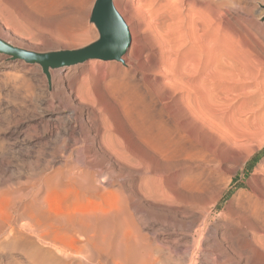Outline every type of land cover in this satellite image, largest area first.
<instances>
[{"label":"rangeland","instance_id":"374dc122","mask_svg":"<svg viewBox=\"0 0 264 264\" xmlns=\"http://www.w3.org/2000/svg\"><path fill=\"white\" fill-rule=\"evenodd\" d=\"M174 1H115L143 54L135 60L130 50L127 65L90 60L51 69L49 79L39 64L0 53V217L33 201L52 214L117 204L128 220L111 214L113 244L134 231L153 264H264V201L247 212L235 199L264 169V0H218L221 25L191 0ZM94 3L0 0V38L36 52L85 47L99 39ZM172 14L177 26L186 23L181 32L160 23ZM241 41L263 52L241 51ZM83 181L96 189H82ZM4 238L0 264L35 263ZM102 254L91 263L112 262Z\"/></svg>","mask_w":264,"mask_h":264},{"label":"bare ground","instance_id":"6f19581e","mask_svg":"<svg viewBox=\"0 0 264 264\" xmlns=\"http://www.w3.org/2000/svg\"><path fill=\"white\" fill-rule=\"evenodd\" d=\"M117 1V0H116ZM176 1V0H175ZM174 1V3H176ZM178 1H180V0H178ZM192 1V3H191V5H193V7H198V9L201 11V12H204V14H210V16L212 17V19H213V23H214V25H215V23L217 24V25H219L220 24V21H219V19L222 17V16H220V14H221V10H220V6H221V2H219L218 0H191ZM181 2V1H180ZM184 2V1H183ZM188 2V1H187ZM228 2V1H227ZM128 3V2H127ZM190 3V2H189ZM130 4V3H129ZM129 4H127V5H129ZM115 5H116V2H115ZM177 5H179V4H177ZM190 5V4H189ZM223 5V4H222ZM175 6V5H174ZM117 7V6H116ZM128 7H130V6H128ZM178 7V6H177ZM118 9V8H117ZM120 12V11H119ZM181 12V11H180ZM121 13V12H120ZM159 14L160 13H157V16H159ZM177 14H179L180 15V13H177ZM173 15L172 14V16H170V18H166V21L164 20L165 19V17H164V19H163V21H161L160 23H162V24H165L168 20H169V22H170V20H171V22L169 23V24H167V26L169 25V27L170 28H173L174 30H178V31H180L181 32V30H179V29H181L180 27H184V23H185V21H183L184 23H182L181 25H183V26H177L176 24H177V22H176V20H178L177 18H180V17H178V15ZM182 14L183 13H181V18H182ZM206 14V15H207ZM222 15V14H221ZM161 16V15H160ZM159 16V17H160ZM124 17V16H123ZM161 17H163V16H161ZM169 17V16H168ZM180 18V19H181ZM183 19V18H182ZM126 20V19H125ZM180 21V20H179ZM178 21V24L180 23ZM127 22V21H126ZM181 22H182V20H181ZM197 22V21H196ZM199 22V21H198ZM197 22V23H198ZM219 23V24H218ZM127 24H128V22H127ZM142 24V23H141ZM141 24H139V31L137 32V33H139V32H141L140 30H144L143 29V27H142V29H141ZM165 24V25H166ZM199 24V23H198ZM197 24V25H198ZM138 25V24H137ZM143 25V24H142ZM164 25V26H165ZM170 25H172V27L170 26ZM177 27H176V26ZM185 25H186V23H185ZM195 25H196V23H195ZM221 25V24H220ZM128 26H129V24H128ZM162 26V25H161ZM193 26H194V24H193ZM198 26H200V25H198ZM163 27V26H162ZM166 27V26H165ZM218 27L219 26H216V28L218 29ZM221 27V26H220ZM129 29H130V32H131V38H132V40H131V45H130V47H129V49L127 50V52L123 55V57H122V59H123V64L124 65H127V63H126V60L128 59H130V60H132L131 58H127V56H128V54H129V52H130V50H131V56L133 55V59L135 58V60H139L141 57H143L142 55V53H141V51L137 48V49H135V47L133 46V36H134V34L132 33V31H131V28H130V26H129ZM137 29V30H138ZM168 29V28H167ZM183 29V28H182ZM173 30V31H174ZM185 30V29H184ZM183 30V31H184ZM219 30V29H218ZM171 32H172V30H170ZM177 31V32H178ZM176 32V33H177ZM142 33V32H141ZM164 34H161L160 33V35L162 36H164L165 35V32H163ZM169 32H167V34H168ZM174 33V32H173ZM172 33V34H173ZM175 33V34H176ZM136 34V33H135ZM151 34V33H150ZM149 34V35H150ZM153 35H154V33H152ZM157 34H158V36L160 37V35H159V33L157 32ZM156 34V35H157ZM166 34V35H167ZM177 34H179V33H177ZM183 34V33H182ZM145 35V34H144ZM144 35H143V37H144ZM147 35V34H146ZM148 35V36H149ZM140 36H141V34H140ZM139 36V37H140ZM147 36V37H148ZM152 36V35H151ZM150 36V37H151ZM155 36V35H154ZM158 36H156V37H158ZM185 37H186V35H184ZM184 36H183V38H184ZM150 37L147 39L148 41H152L151 39H152V37H151V39H150ZM166 37V36H165ZM167 37H168V35H167ZM203 38H204V36H202ZM136 38V37H135ZM142 38V37H141ZM145 38V37H144ZM154 39L153 40H155L154 42H156L157 40H158V38H155V37H153ZM164 38V37H163ZM180 38H182V36L180 37ZM157 39V40H156ZM160 39V38H159ZM230 39H231V37H230ZM234 38H232V40L231 41H234L233 40ZM235 39H237V38H235ZM139 40V39H138ZM141 40V39H140ZM143 40V39H142ZM142 40L140 41V42H142ZM145 40V39H144ZM147 40H145L146 42H147ZM162 40V39H161ZM183 40H185V39H183ZM238 40V39H237ZM236 40V41H237ZM240 40V39H239ZM160 41V40H159ZM159 41H157L156 43H158ZM210 41V40H209ZM242 41H244V40H242ZM241 41V42H242ZM246 41H248V38H247V40ZM253 41V40H252ZM252 41H250L251 43H252ZM153 42V41H152ZM235 42V41H234ZM241 42H239V49H240V43ZM250 42L249 43H244V42H242L243 44H242V47H244V49H241V51H244L245 49H247L245 52L247 53V52H249L250 54L252 53H254V52H256L257 51V55H259L258 54V52H263L262 51V49H263V47H261V46H259L260 47V50L261 51H258L257 49H256V47H258V46H256V45H258L257 44V42H255V44L254 45H252V44H250ZM262 42V41H261ZM156 43H155V46H152V47H155V48H157L158 46L156 45ZM205 43V42H204ZM146 44V43H145ZM147 44H149V42L147 43ZM147 44L145 45V46H147ZM154 44V43H153ZM207 44V43H206ZM233 44H236L237 45V42L236 43H233ZM150 45V44H149ZM148 45V46H149ZM136 46H138V45H136ZM215 46H216V44H215ZM256 46V47H255ZM264 46V45H263ZM18 47V46H17ZM142 47V46H141ZM152 47L150 48L149 47V49H152ZM241 47V48H242ZM20 48H22V47H20ZM235 48V46L233 47V49ZM237 48V47H236ZM262 48V49H261ZM23 49H26V48H23ZM259 49V48H258ZM27 50H29V49H27ZM32 51V50H31ZM152 51V50H151ZM154 51V50H153ZM159 51H157V53H158ZM156 53V52H155ZM264 53V52H263ZM263 53H261L260 55H261V57H262V54ZM255 54V53H254ZM264 55V54H263ZM9 56V55H8ZM131 56H129V57H131ZM154 57V56H153ZM127 58V59H126ZM157 58V57H156ZM260 58V57H259ZM258 58V59H259ZM8 59H10V60H12V61H18V60H14L11 56H9L8 57ZM20 60V59H19ZM134 60V62H137V61H135ZM142 60V59H141ZM158 60V59H157ZM22 61V60H21ZM24 61V60H23ZM133 61V60H132ZM153 61V60H152ZM259 61V60H258ZM261 61V60H260ZM25 62V61H24ZM120 62H122V61H120ZM128 62V61H127ZM155 62V61H154ZM227 62H228V60H227ZM232 62V61H231ZM231 62H230V65H232L231 64ZM236 62V61H235ZM234 62V63H235ZM262 62V61H261ZM26 63V62H25ZM133 63V62H132ZM152 63V62H151ZM229 63V62H228ZM233 63V64H234ZM134 64V63H133ZM227 64V63H226ZM77 65H82V63L81 64H76V65H73L74 67L75 66H77ZM229 64H228V66L227 65H225V63H224V66H226V67H228L229 68V66H230ZM73 66H69V67H73ZM69 67H67V68H69ZM230 67H232V66H230ZM233 68V67H232ZM60 69H64V68H60ZM66 69V68H65ZM68 71V70H67ZM67 71H66V73H67ZM73 72V71H72ZM51 74V73H50ZM52 74H53V72H52ZM66 75H68V74H66ZM65 75V76H66ZM209 76V75H208ZM211 77V76H210ZM213 77V76H212ZM208 78V77H207ZM212 79H214V78H211V80ZM207 80V79H206ZM208 80H210V79H208ZM215 80V79H214ZM113 82V81H112ZM116 82V81H115ZM210 82V81H209ZM208 81H207V83H209ZM213 82V81H212ZM114 83V82H113ZM116 83H119V82H116ZM215 83V82H214ZM212 84V83H211ZM113 85V84H112ZM111 85V86H112ZM117 85H119V84H117ZM108 86V85H107ZM201 88V87H200ZM97 119V118H96ZM98 123V122H97ZM98 127V126H97ZM96 127V128H97ZM100 130H101V127H100ZM100 133H101V131H100ZM98 135V134H97ZM102 143V142H101ZM100 146H102L101 144H100ZM104 147V146H103ZM102 149V148H101ZM104 151V150H103ZM107 151V150H106ZM108 153H110V152H108ZM109 156V155H108ZM111 157V156H110ZM109 157V158H110ZM115 157H117V156H115ZM114 158V157H113ZM118 159V161H120L119 160V158H116L115 160H117ZM111 160V159H110ZM114 161V160H113ZM116 163V162H115ZM119 164H121L120 162H119ZM118 164V165H119ZM114 165V164H113ZM122 165V164H121ZM115 166V165H114ZM117 166V165H116ZM85 167V166H84ZM118 167H120V168H122L120 165L118 166ZM261 167V165H258L256 168H255V170H254V177L252 178V179H250L248 182H247V189H244V190H241L237 195H236V197H235V199L236 200H238V202L241 204L240 206H243V207H245L246 208V205L248 206L249 205V208H251L250 206H252V208H253V206H256L257 205V207H259V203L260 202H263L264 201V169H261L260 168ZM119 168V170H121ZM126 169V168H125ZM125 169L123 170V168H122V170L123 171H125ZM83 170V169H82ZM90 170L92 171V169L90 168ZM127 170V169H126ZM137 170V169H136ZM74 171V170H73ZM76 171V170H75ZM79 171H80V168H79ZM128 171V170H127ZM71 172V171H70ZM93 172V171H92ZM129 172V171H128ZM135 172H137V171H135ZM76 173H77V171H76ZM76 173H74V175L76 174ZM81 173V172H80ZM82 173H83V171H82ZM91 173V172H90ZM94 173H95V171H94ZM139 173H140V171H139ZM84 174V173H83ZM133 174V173H132ZM68 175H71V174H68ZM96 175H97V173H96ZM73 176V175H72ZM72 176H71V178H72ZM78 176H79V174H78ZM81 177H82V175H80ZM99 176V175H98ZM97 177V176H96ZM138 177V176H137ZM68 178V177H67ZM76 178V177H75ZM99 179H100V177H98ZM81 179V178H80ZM85 179V178H84ZM84 179H82V180H84ZM70 180V179H69ZM98 180V179H97ZM43 182V181H42ZM42 182H40V183H42ZM67 182V181H66ZM84 182V184H83V188L82 189H84L85 188V190H90V189H94V187L95 186H93V183L91 184V183H87L86 184V181H83ZM98 181H96V183H97ZM99 182H100V180H99ZM147 182V181H146ZM145 182V183H146ZM32 183V182H31ZM51 183V182H50ZM55 183V182H54ZM65 183V182H64ZM68 183H70V182H67V184ZM95 183V184H96ZM101 183V182H100ZM114 183V182H113ZM141 183V182H140ZM144 183V182H143ZM142 183V184H143ZM49 184V183H48ZM65 185V186H68V185H70V184H68V185ZM99 184V183H98ZM102 184V183H101ZM109 184V183H108ZM111 184V183H110ZM115 184V183H114ZM152 184V183H151ZM32 185H33V183H32ZM42 185V184H41ZM53 185V184H52ZM54 185H56V184H54ZM73 185V184H72ZM80 185V184H79ZM112 185V184H111ZM150 185V184H149ZM1 186V185H0ZM6 186V185H5ZM35 186V185H34ZM74 186V185H73ZM97 186H99V185H97ZM138 186V185H137ZM140 186H142V185H140ZM146 186H148V185H146ZM146 186H144V188L146 187ZM41 187V186H40ZM48 187V186H47ZM53 187V186H52ZM52 187H49V188H52ZM54 187H56V186H54ZM60 187V186H59ZM135 187V186H134ZM139 187V186H138ZM27 188V187H26ZM30 188H31V186H30ZM44 188H46V187H44ZM58 188V187H57ZM61 188V187H60ZM62 188H64V187H62ZM60 189V190H64V189ZM66 188V187H65ZM74 188V187H73ZM78 188V187H77ZM98 188H100V186L98 187ZM137 187H135V189H136ZM147 188H151L150 186H148ZM156 188V187H155ZM154 188V189H155ZM3 189V188H2ZM23 189V188H22ZM70 189V188H69ZM76 189V188H75ZM75 189H72L73 191L75 190ZM82 189H80V190H82ZM95 189H96V187H95ZM105 189H108V187L106 188L105 187ZM148 189V190H149ZM152 189V188H151ZM12 190V189H11ZM34 190H36V188L34 189ZM51 189H49V191H50ZM54 190V189H53ZM58 190V189H57ZM99 190V189H98ZM104 190V189H103ZM137 190V189H136ZM147 190V189H146ZM3 191V190H2ZM6 191V190H5ZM13 191V190H12ZM21 191H23V190H21ZM45 191V190H44ZM73 191H69L68 190V192H70V193H74ZM79 190H76V194L78 195V192ZM100 191H102V190H100ZM100 191H99V193H100ZM105 191V193H106V190H104ZM153 190H151V192H152ZM18 192V191H17ZM28 192V191H27ZM33 192V191H32ZM58 192V191H57ZM61 192V191H60ZM60 192H58V193H60ZM66 192V191H65ZM90 192V191H89ZM96 192H98V191H96ZM109 192V191H108ZM107 192V193H108ZM149 192V191H148ZM33 193H35L36 194V192H33ZM44 193V192H43ZM51 193V192H50ZM61 193H64V192H61ZM60 193V195H62ZM80 193V192H79ZM86 193V192H85ZM98 193V194H99ZM106 193V194H107ZM137 193H138V190H137ZM150 193V192H149ZM16 194V193H15ZM67 194V193H66ZM66 194H65V196H66ZM102 194V193H101ZM105 194V195H106ZM119 194V193H118ZM118 194H116V195H118ZM132 194V193H131ZM133 194H136V191H135V193H133ZM154 194H157L156 192L154 193ZM153 194V195H154ZM4 196H5V194H3ZM2 195V196H3ZM17 195V194H16ZM15 195V196H16ZM19 195V194H18ZM24 195V194H23ZM33 195V194H32ZM41 195V194H40ZM70 195V194H69ZM90 195H92V194H90ZM108 195V194H107ZM152 195V194H151ZM0 196H1V194H0ZM13 196H14V194H13ZM34 196V195H33ZM32 196V197H33ZM42 196V195H41ZM47 195H44V197H43V199L46 197ZM51 196V195H50ZM63 196V195H62ZM73 196V195H72ZM87 196V195H86ZM101 196V195H100ZM103 196V195H102ZM121 196V195H120ZM132 196V195H131ZM8 197H10V196H8ZM11 197H12V195H11ZM28 197H30V195L28 196ZM64 197V196H63ZM79 197V196H78ZM90 197H92V196H90ZM98 197V195H96V200L98 199L97 198ZM107 197V196H106ZM109 197H111V196H109L108 195V197L107 198H109ZM113 198L115 197V195H113L112 196ZM124 197L125 196H123V199H124ZM49 198V197H48ZM48 198H47V201H48ZM51 198H52V196H51ZM67 198H69L68 197V195H67ZM71 198V197H70ZM69 198V200H72V198L70 199ZM74 198H75V196H74ZM73 198V199H74ZM82 198V197H81ZM81 198H79V199H81ZM84 198V197H83ZM88 198V197H87ZM86 198V199H87ZM95 198L93 199V205H97L98 206V204L99 203H103L104 204V201L102 202V201H100V202H98V204H97V202L96 203H94V200H95ZM100 198V197H99ZM12 199V198H11ZM11 199H8V200H10L11 201ZM65 199H66V197H65ZM64 199V200H65ZM85 199V200H86ZM115 199V201L116 200H118V197H115L114 198ZM114 199H112V201L111 202H114L113 200ZM122 199V197H121V199H119L120 201H122L123 200ZM7 200V199H6ZM28 200V199H27ZM35 200V199H34ZM42 200V199H41ZM40 200V201H41ZM45 200V199H44ZM43 200V201H44ZM61 200H62V197H61ZM68 199H66V201H67ZM68 200V201H69ZM75 200H76V198H75ZM83 201H84V199H82ZM89 200V199H88ZM87 200V201H88ZM99 200V199H98ZM130 200V199H129ZM2 201V200H1ZM0 201V202H1ZM4 201V200H3ZM2 201V202H3ZM26 201V200H25ZM67 201V202H68ZM119 201V202H120ZM1 202V203H2ZM16 202H18V200H16ZM42 202V201H41ZM40 202V203H41ZM73 200L71 201V203L73 204ZM81 202V201H80ZM86 202V201H85ZM118 202V201H117ZM118 202V203H119ZM231 202H232V200H231ZM7 203H8V201H7ZM12 203H13V201H12ZM15 203V202H14ZM21 203L22 202H20V205H21ZM25 203V202H24ZM26 203H28L27 201H26ZM48 203H50V202H48ZM48 203H46V205H50L51 206V204H48ZM61 203H63L62 201H61ZM66 203V202H65ZM65 203H63L62 205L64 206V204ZM70 202H68L67 203V205L69 204ZM89 203H91V201H89ZM238 203V204H239ZM6 204V203H5ZM19 204V203H18ZM44 204V203H43ZM78 204V203H77ZM87 204V203H86ZM107 204H110V202L109 203H107ZM120 205L122 204V202H120L119 203ZM236 204V203H235ZM238 204H237V206H238ZM262 204V203H261ZM261 204H260V207H262L261 206ZM3 205H4V203H3ZM7 205L8 204H6V207H7ZM10 205V204H9ZM12 205V204H11ZM42 205V204H41ZM41 205H39V204H37V203H35L34 201L33 202H31V203H29V204H25L23 207H22V205H21V209H19V208H16L15 209V212L14 211H12L11 210V208H10V210L12 211V212H14V213H12L11 214V212L9 211H6V210H4V212H6V213H4V215H2L1 217H0V237L2 236V237H5L4 239H5V241H6V243H7V246H10L11 247V245L12 246H17V245H19V246H21L25 251H26V253L28 254V256H29V258L31 257V258H33L34 259V261H35V263L36 264H90L91 263V261H94V259L95 258H97L98 260H99V262L101 261L100 259L102 258L101 256L103 255L102 253H107V255H108V258L109 257H111V260H112V262L110 263V264H153L152 263V258H151V255L150 256H148L147 257V254L145 255V253H143V251H142V249H141V247H140V243H139V241H138V238H137V235H136V233L133 231V233H134V235L132 234V232L131 233H129V234H127V235H123V236H119L120 238H118V239H120V241L119 242H117V244L115 245V244H113V239H112V237L116 234H114V232H116L115 230L114 231H112V228L111 227H109V225H110V217H111V214L117 209L116 208V206H117V204L115 205L114 204V206L113 205H110L109 207H106L105 208V206L104 207H101L102 206V204H99L100 206H98L97 208H95V206H94V208L92 209H90V207H92V205H90V207L89 206H87V208H83V210H82V208L81 207H83L84 205L83 204H81L82 206H78L79 208H81V209H79V208H77V206L75 207V208H77V210L76 211H71V210H69V211H65L63 208H61V210L62 211H65V212H63V213H58V214H52L51 212H53V211H50L49 210V212L48 211H46L44 208H43V206H41ZM106 205V204H105ZM119 205V207H121L122 205H124V204H122L121 206ZM17 206V205H16ZM1 207V206H0ZM18 207V206H17ZM46 207V206H45ZM67 207V206H66ZM84 207H86V206H84ZM88 207H89V209H88ZM256 207V208H257ZM3 208V207H2ZM49 208V207H48ZM53 208V207H52ZM51 208V209H52ZM72 208H74V207H72ZM238 208H240V207H238ZM244 208V209H245ZM256 208H254V209H256ZM263 208V207H262ZM1 209V208H0ZM12 209H13V207H12ZM60 209V208H59ZM66 209V208H65ZM79 209V210H78ZM121 209V208H120ZM247 209V208H246ZM260 209V208H259ZM2 210V209H1ZM61 210H58V211H61ZM248 210L249 209H247V212H248ZM257 211H258V209H256ZM262 209H260V211H261ZM264 210V209H263ZM263 210H262V212H263ZM118 211V209L115 211V212H117ZM119 211H121V210H119ZM118 211V212H119ZM236 211H239V210H237L236 209ZM241 211V210H240ZM250 211H252V210H250ZM2 212V211H1ZM245 212V211H244ZM247 212H245V213H247ZM55 213H57L56 211H55ZM121 213H122V215L121 216H123V211H121ZM238 213V212H237ZM240 213V212H239ZM242 213L243 212H241L240 214L242 215ZM244 213V214H245ZM250 213V212H249ZM253 213V212H252ZM257 213H259V212H257ZM261 213V212H260ZM239 214V215H240ZM243 214V215H244ZM253 214H256V213H253ZM240 215V216H241ZM247 215H248V213H247ZM251 215V214H250ZM258 215V214H257ZM124 217V216H123ZM126 217V216H125ZM124 217V218H125ZM242 217H244V216H242ZM245 217H246V215H245ZM248 217V216H247ZM253 217H254V219H255V216L253 215ZM257 217V216H256ZM258 217H259V215H258ZM250 218V217H249ZM126 219V218H125ZM252 219V218H251ZM254 219H252V220H254ZM128 220V218L126 219V221ZM247 220H250V219H248L247 218ZM124 222H125V220H124ZM130 222V221H129ZM116 223V222H115ZM126 223V222H125ZM129 224V223H128ZM127 224V225H128ZM124 225V224H123ZM130 226V225H129ZM126 227V226H125ZM128 227V226H127ZM132 228V227H131ZM130 228V229H131ZM123 229H126V228H123ZM128 229V228H127ZM129 229V230H130ZM132 230H134V228L132 229ZM132 230H130V231H132ZM123 233H124V230L122 231ZM126 233H127V231H126ZM125 234V233H124ZM142 236H144V235H142ZM140 237V236H139ZM117 240V239H116ZM141 242V241H140ZM147 243V242H146ZM1 244H2V242H0V246H1ZM143 244H144V242H143ZM5 245V244H4ZM4 245H2L3 246V249L5 248L4 247ZM44 245V246H43ZM148 245V244H147ZM146 246V245H145ZM44 247H46V248H44ZM8 249V248H7ZM0 250H1V247H0ZM12 250V249H11ZM17 250H19V249H17ZM145 250V249H144ZM8 251H10V250H8ZM14 251V250H13ZM12 251V252H13ZM22 251V250H21ZM20 251V252H21ZM5 252H7V250L5 251ZM19 252V253H20ZM0 253H1V251H0ZM2 253H4V252H2ZM11 253V252H10ZM9 253V254H10ZM151 253H153V252H151ZM24 254V253H23ZM22 254V255H23ZM26 254V255H27ZM148 255H149V253H148ZM195 255V254H194ZM27 256V257H28ZM154 256V255H153ZM23 257H24V255H23ZM197 257V256H196ZM30 258V259H31ZM105 259V257L103 256V259L102 260H104ZM156 259V258H155ZM153 260H154V258H153ZM27 261H29V260H27ZM110 261V260H109ZM190 261H193V260H190ZM156 262V261H155ZM34 263V264H35ZM97 263V262H96ZM95 263V264H96ZM105 263H107V262H105ZM193 263V262H192ZM32 264V263H31ZM91 264H93V263H91ZM99 264V263H98ZM101 264H102V262H101ZM108 264V263H107Z\"/></svg>","mask_w":264,"mask_h":264},{"label":"water","instance_id":"95a60500","mask_svg":"<svg viewBox=\"0 0 264 264\" xmlns=\"http://www.w3.org/2000/svg\"><path fill=\"white\" fill-rule=\"evenodd\" d=\"M116 0H95L91 22L99 31V39L77 49L36 52L17 47L0 38V53L14 60L39 64L50 79L51 69L67 68L90 60L123 61L131 45L129 26L115 5Z\"/></svg>","mask_w":264,"mask_h":264}]
</instances>
